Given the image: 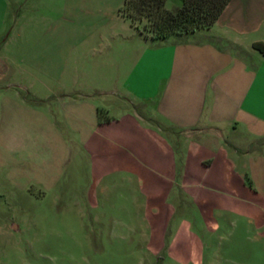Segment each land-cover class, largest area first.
<instances>
[{
    "label": "crops",
    "instance_id": "0c3cea01",
    "mask_svg": "<svg viewBox=\"0 0 264 264\" xmlns=\"http://www.w3.org/2000/svg\"><path fill=\"white\" fill-rule=\"evenodd\" d=\"M49 1L0 0V42L19 35L15 25L39 20L17 9L41 13ZM78 4L84 62L26 67L27 82L22 67L0 58L1 100L17 102L24 87L46 106L30 114L27 133L75 138L88 159L92 205L117 181L137 185L146 247L157 252L168 239V258L181 264L221 263L204 252L223 225L243 222L264 238V54L253 47L264 42V0H230L213 25L163 39L134 28L119 7L110 25L85 31L109 12L108 1ZM189 204L204 218L203 242L178 215Z\"/></svg>",
    "mask_w": 264,
    "mask_h": 264
},
{
    "label": "rangeland",
    "instance_id": "374dc122",
    "mask_svg": "<svg viewBox=\"0 0 264 264\" xmlns=\"http://www.w3.org/2000/svg\"><path fill=\"white\" fill-rule=\"evenodd\" d=\"M107 1L103 9L109 12L105 16L99 12L85 31L96 33L112 23L123 0ZM78 3L50 0L41 13L29 7L16 10L20 16L39 18L15 25L13 31L19 35L0 42V58L22 67L20 79H34L25 74L26 67H75L86 53L90 56L88 46L75 42L80 30ZM180 5L181 0H167L165 6L173 10ZM42 15L46 18L40 19ZM37 90L43 94L42 88ZM17 91L24 100L9 103L0 98V264H181L168 258V239L157 252L146 247L148 231L135 201L140 195L137 185L110 183L107 191H97L91 204L88 159L75 150V138L27 133L29 117L46 106L30 89ZM66 145L70 152H64ZM191 206L178 215L185 212L191 232L203 242L204 218ZM234 224L236 228H220L222 238L212 240L205 256L214 253L221 262L216 264H264V238L255 239L243 222Z\"/></svg>",
    "mask_w": 264,
    "mask_h": 264
},
{
    "label": "trees",
    "instance_id": "16d2710c",
    "mask_svg": "<svg viewBox=\"0 0 264 264\" xmlns=\"http://www.w3.org/2000/svg\"><path fill=\"white\" fill-rule=\"evenodd\" d=\"M167 0H123L118 13L151 38L187 34L213 25L230 0H181L176 9L166 8ZM253 47L264 54V42Z\"/></svg>",
    "mask_w": 264,
    "mask_h": 264
}]
</instances>
